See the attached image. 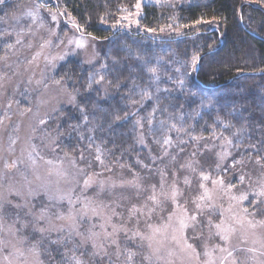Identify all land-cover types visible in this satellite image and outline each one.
Listing matches in <instances>:
<instances>
[{
	"label": "rangeland",
	"instance_id": "374dc122",
	"mask_svg": "<svg viewBox=\"0 0 264 264\" xmlns=\"http://www.w3.org/2000/svg\"><path fill=\"white\" fill-rule=\"evenodd\" d=\"M164 1L167 0H139V8L135 6L134 11L125 15L127 26L138 30L143 6ZM56 2L6 0L0 5V264H48L44 257L48 251L54 258L52 264H74V258L83 264H205L210 258L206 252L216 264H221L227 253L220 252L217 246L229 250L236 248L233 255L242 264H262L264 248L259 241H264V229H246L245 239L244 231L237 225V232L226 243L216 234L217 229L207 226L210 218L213 224L224 219L227 227L232 223L229 217L233 213L241 216L244 207L251 212L248 200L239 202L238 198L247 193L248 198L254 200V190L264 178V167L253 159H244L243 168H232V144L226 145L224 139H204L195 149L173 143L171 147L167 145L154 150L140 131L144 140L142 145L151 148L150 159L133 175L105 173L108 170L60 149L57 132L61 126V111L76 104L77 92L58 80L56 72L61 64L75 59L91 73L103 75L100 66L104 64L108 39L78 30L70 16L65 18L59 14L62 12L54 7ZM29 10L34 12L35 18L25 15ZM50 13H57V19L52 20ZM69 40L74 42L70 44ZM75 41H82L85 47L78 48ZM8 44L13 47L8 48ZM107 93L115 95L109 89ZM73 95L76 100L70 102ZM41 120L46 123L41 124ZM224 152L230 155L220 159L218 154ZM13 164L15 167H6ZM189 164L191 167H187ZM226 168L228 171L223 170ZM202 172L210 179L203 180ZM241 174L245 175L242 184L239 182ZM90 177L94 182L85 187L84 182ZM219 177L236 187L230 192L222 191L212 183ZM185 178L189 184H185ZM173 183L181 193L176 203L161 195V192L170 193ZM200 184L207 187L216 208L205 209L203 216L198 217L203 226L184 231L186 242L194 246L196 255L184 247L179 231L173 229H178L180 219L188 222L187 218L196 213L194 201L199 202L196 198L203 192ZM153 185L160 201L158 205L149 199L153 195ZM49 196L53 198L49 199ZM60 196L65 198L58 199ZM68 196L72 204H69ZM88 202H91L89 211L82 215V206ZM134 206L137 211L132 215ZM230 206L231 213L227 211ZM91 208H96L100 215L93 216ZM41 209L46 210V216L37 223ZM70 209L75 217L74 228L72 221L57 219L61 213L67 216ZM170 215L171 226L165 230ZM108 217H111L110 222ZM262 218L264 216L255 217L256 220ZM113 225L117 231L106 238L105 232L113 233ZM148 225L160 227L161 232L153 236ZM61 226L62 231L51 230ZM39 227L46 231L43 234L35 231ZM137 231L153 236L152 247H149V240L133 237ZM90 233L98 235L87 239ZM111 239H116L117 244H112ZM254 240L257 242L253 243ZM253 247L257 249L255 253L244 250ZM129 252L134 253L131 260L128 259ZM231 261L232 258L227 257L223 264H231Z\"/></svg>",
	"mask_w": 264,
	"mask_h": 264
},
{
	"label": "trees",
	"instance_id": "16d2710c",
	"mask_svg": "<svg viewBox=\"0 0 264 264\" xmlns=\"http://www.w3.org/2000/svg\"><path fill=\"white\" fill-rule=\"evenodd\" d=\"M138 1L54 3L65 18H72L73 25L81 26L82 32L108 39L104 63L109 54L126 46L133 53L140 51L150 61L148 67L157 68L159 75V80L151 79L138 61L129 59L131 68L124 67L117 90L109 65L105 83L112 81L108 89L115 94L109 96L103 89L94 90L96 85L88 88L90 69L75 59L61 64L56 78L77 92V100L61 111L57 132L60 149L76 158L83 155V161L108 170L105 173L125 175L141 171L149 162L151 148L167 146L163 143L166 137L188 149H195L204 139L229 138L234 158L264 157V0L146 3L140 28L134 30L127 26L125 15L134 11ZM196 20L202 22L194 25ZM148 28L156 31L148 32ZM126 55L120 52L121 57ZM194 55L199 57L195 66ZM145 89L151 96L142 99ZM125 113H129L126 119L113 122L115 115L123 117ZM220 120L232 126L225 129ZM172 124L184 131L170 130ZM242 126L244 131L237 132ZM140 131L151 148L138 142ZM252 144L257 148L249 147ZM98 155L103 164L96 160ZM44 257L48 264L54 262L50 251Z\"/></svg>",
	"mask_w": 264,
	"mask_h": 264
},
{
	"label": "snow or ice",
	"instance_id": "6c2138e0",
	"mask_svg": "<svg viewBox=\"0 0 264 264\" xmlns=\"http://www.w3.org/2000/svg\"><path fill=\"white\" fill-rule=\"evenodd\" d=\"M6 0H0V5H3L5 4ZM139 3H137L136 7L139 8ZM51 16H52V20H56L57 19V13H50ZM59 14H63V13H59ZM26 16H29V17H33L35 18V14L33 11L29 10L28 12L25 13ZM101 19L103 20L104 17H101ZM202 22V20H196L194 22V25L195 24H200ZM119 23V22H117ZM115 27V25H113ZM74 27H76L78 30L80 29V25L78 24H74ZM168 27H171V25H168ZM184 27H188V25H184ZM160 31H163L164 28L161 27L159 29ZM177 30H179L177 28ZM146 31L148 32H155L156 29H153V28H148L146 29ZM93 40H95L96 38L93 37L92 38ZM20 41L17 40V43H19ZM74 41L73 40H69V43H73ZM46 43H50L49 42H46ZM76 45L78 48H84L85 47V44L82 42V41H75ZM8 48H11L13 47V45L11 44H8L7 45ZM121 51H124L127 53L126 56L124 57H121L120 56V52ZM62 58V57H61ZM129 59H133V60H136L139 62V64L146 69V71L148 73L151 74L150 78L153 79V80H159V75H158V70L157 68H154V67H148V64L150 63V61L148 60H145L143 58V54L140 52V51H137L135 53L132 52V50L130 48H127L126 46L123 47V48H120V49H117L116 50V53L113 55V54H109V59L106 61V63L104 64H101L100 68L101 70L103 71V75L100 74V72H95V73H91L89 76H88V88L89 89H92L93 88V85H96V88L94 90H96L97 92H99L101 89H103L106 93H107V90H108V87L109 86H112V81L109 80L106 82L105 84V77L107 75H109V65H111V74L113 75V78L114 80L116 81L115 83V89H119L121 87V81H120V77L123 73V70H124V67H128V68H131V65H128V60ZM199 59L198 56H193L192 58V64L193 66H195L197 60ZM157 63H159V59L157 60ZM99 77V79H97L96 77ZM37 83H39V81H37ZM56 83H60V81H56ZM180 85L182 86L183 85V81H179ZM141 96H142V99L144 98H150L151 94L150 92H148L146 89L143 90L141 92ZM76 100V97L73 95L70 97V102H75ZM132 103H135V101H133ZM81 112L84 111V108L81 107L80 108ZM155 111V109L153 110ZM129 115V113H125V115L122 117L120 115H115L113 117V122L115 121H118V120H121V119H126L127 116ZM85 119H87V117L85 116ZM217 119L219 120L220 118L217 117ZM151 119L148 120V123L151 124ZM41 124H44L46 123V121L44 120H41L40 121ZM220 123L222 125L223 128L227 129L229 127H231L232 125L230 123H226L224 122L223 120H220ZM164 122L162 121L161 122V125L163 126ZM137 125L140 126V127H143V124L140 122V121H137ZM170 130H175L177 131L178 133L179 132H182L184 131L183 128H176V125L175 124H172L171 127H170ZM244 131V128L243 126L240 128V129H237V132H242ZM213 135L215 136V132L213 133ZM222 135V134H221ZM235 135V133L233 134ZM193 140H200L202 139V137H192ZM139 143H144V140H143V137L141 136L138 140ZM163 143L165 145H168L169 147H171L173 145V141L171 140L170 137H166L164 140H163ZM224 143L226 145H231L232 144V140L229 139V138H224ZM262 144H264V140L261 141ZM249 147L253 148V149H256L257 146L255 144H252V145H249ZM259 151V149H257ZM97 151L99 152V149H97ZM167 151H165V155H167ZM220 159H224L226 156L230 155V153L228 152H224V153H220L218 154ZM81 159H83V155H81ZM249 159H251L249 157ZM96 160L99 161L101 164H103V160L101 159V156H97L96 157ZM262 161H264V157H260L258 156L257 159H256V163L257 164H260L262 167H264V163H262ZM48 163H51V161H48ZM73 163H75L73 161ZM245 164V160L244 158L242 157L241 159L239 160H236L235 158H233V164H232V168H235L237 166H239L240 168H243ZM6 167H15V164L13 165H6ZM181 167H185L184 165H182ZM187 167H191V164L187 165ZM216 167L219 169L220 168V165L217 164ZM193 171H195V168L192 169ZM224 171H228V169H223ZM61 175H67V173H61ZM202 179L207 181L210 179V177L206 174H204L203 172L200 174ZM245 180V175L241 174L239 176V182L242 184ZM94 181L92 180V178L90 177L89 179L85 180L84 184H85V187H89ZM101 183V190H103V181L100 182ZM131 183V182H129ZM163 174H162V178H161V187L163 188ZM190 181L185 178V184H189ZM212 183L213 185H218L220 187V189L222 191H225V192H230L232 189H234L236 187V185L234 184H231L230 182L229 183H225V179L223 177H219L218 179H215V180H212ZM137 187H139L137 185ZM200 188L203 189V192L201 195H199L196 200L199 201V202H196L194 201V203L196 204V213L189 216L187 218V221H185V219H180L179 220V227L178 229L177 228H174L173 231H179L180 233V240H183L185 243H184V247L187 249V250H190L193 254H196L198 255V253L195 252V248L192 244H188L186 241H187V237L184 236V231L186 229H188L189 227L195 229L197 226H203V223L202 221L198 218V217H201L203 216V213L205 211V209H212V210H215L216 206L214 205V203L212 202V196L211 194L209 193V190L207 189V187L204 185V184H200ZM152 189H153V195L151 197H149V199H151L152 201L155 202V204H159L160 201L159 199L157 198L156 194H155V185L152 186ZM255 192V199L254 200H250L248 198V194L247 193H244L242 194L238 200L239 202H243L244 200H248V203L249 205L251 206L252 208V211L249 212V209L247 207H244L242 209V215L241 216H237L235 213H233L229 219L232 221L231 224H229L227 227H225V221L224 219H221V222L220 223H216V224H213L212 220L209 218L208 221H207V226L208 227H214L215 229H217V232L216 234L217 235H220V238L225 241L226 243L230 241V237L232 234L236 233L237 232V225L240 226V229L244 231L245 235H244V238L247 239V233H246V229H256V228H261V229H264V218L262 219H259V220H256L255 217L256 216H264V207H262V205H264V178H262L259 182V187L258 189H255L254 190ZM161 195H163L166 199H170L173 203H176L177 202V197L179 195H181L179 189L176 187L175 183H173V185L171 186V191L170 193L168 192H161ZM53 197L49 196V199H52ZM65 196H60L58 197V199H64ZM232 199H237L236 197H232ZM68 200H69V204H72V200L70 198V196H68ZM91 202H88V203H85L83 204L82 206V215H86L87 212L89 211V204ZM19 207V206H17ZM91 211V214L93 216H96V215H100V213L97 211L96 208H91L90 209ZM137 209H135V206L133 207L132 211H131V214L134 215L136 213ZM152 209L149 210V212H151ZM186 211V209H185ZM228 212H232V208L231 206L229 207V209L227 210ZM116 213L113 212V215H115ZM220 215L221 217L224 216V212L221 211L220 212ZM45 216H46V210L45 209H41V213L40 215L36 218L37 220V223H39L40 221H43L45 219ZM249 217H252L251 219H249ZM57 219H66V220H69V221H72V227L74 228L75 227V217L73 216L72 214V211L70 209L69 213L67 214V216H65L63 213H61ZM111 220V217H108L107 218V221L110 222ZM171 220H172V216L170 215L169 216V224H166L164 225V229L166 230L168 227L171 226ZM148 227L150 229H152V232H153V236L156 234V233H159L161 232V228L160 227H153L152 225H148ZM101 228L103 229L104 228V225L102 224L101 225ZM51 230H55V231H62L63 230V226H61L59 229H51ZM35 231L43 234L46 229L43 228V227H39V228H36ZM117 231L116 229V226L113 225V233H107L105 232V237L106 238H110L114 235V233ZM77 235H81L79 232L76 233ZM98 234L96 233H90L89 237L87 239H92L93 237L97 236ZM136 236H139L141 238V240H149V247H152V244H151V241L153 239V236H145L144 234L140 233L139 231L133 233V237H136ZM173 239H176V236L173 235L172 237ZM86 242V241H85ZM257 241H253V243H256ZM260 242V245H261V248H264V241H259ZM55 243V241L53 242ZM111 243L112 244H117V240L116 239H111ZM93 246L96 247L95 245V241H93ZM100 249H103V245H100L99 246ZM219 251L224 253L226 252L227 253V257H231L232 258V261H231V264H242V262L237 258L235 257L233 254L234 252L237 250L236 248H232L231 250H229L228 248H224V247H219ZM35 250V249H33ZM245 251L247 252H252V253H255L257 251L256 248H247V249H244ZM99 253H93V255H97ZM262 255H264V253H261ZM205 255H208L210 258L209 260H207L205 262V264H216V261L214 259L211 258V254L206 252ZM134 256V253L132 252H129L128 253V259L131 260L132 257ZM227 257H224L221 259V264H223V260L226 259ZM74 264H83V262L80 260V259H77V258H74ZM262 264H264V262H262Z\"/></svg>",
	"mask_w": 264,
	"mask_h": 264
},
{
	"label": "water",
	"instance_id": "95a60500",
	"mask_svg": "<svg viewBox=\"0 0 264 264\" xmlns=\"http://www.w3.org/2000/svg\"><path fill=\"white\" fill-rule=\"evenodd\" d=\"M198 68H199V67H197V71H198Z\"/></svg>",
	"mask_w": 264,
	"mask_h": 264
}]
</instances>
